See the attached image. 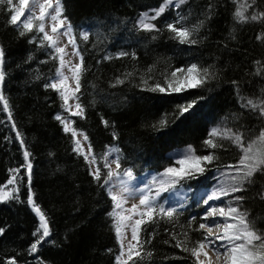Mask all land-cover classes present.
<instances>
[{"label":"rangeland","instance_id":"rangeland-1","mask_svg":"<svg viewBox=\"0 0 264 264\" xmlns=\"http://www.w3.org/2000/svg\"><path fill=\"white\" fill-rule=\"evenodd\" d=\"M105 2L107 4H104L103 2L102 3L106 7L111 5V2ZM41 3H45V0H37L36 6L33 7L32 0H29V4L25 8L24 16L20 17L18 23L28 15L29 9H31L34 17H38L40 14L39 5ZM152 3L153 2H151L150 5L145 4L141 8L137 7L134 11H130L129 15L124 14L126 12L121 10L114 11V8L103 11L97 7H90L88 8V11H78L77 9L73 11L71 6L68 4L63 6V16L67 17L66 23L71 26L72 37L76 41V46L79 50L80 56L83 57V71L81 72V81L84 86L85 97L83 99L86 105V112L83 110V117L72 114L77 111L75 104L78 102L76 101L75 95H71L72 90L76 88V81L73 78V72L70 71V68L73 65L80 63V57L72 55L73 47L72 45L68 44V37L60 35L58 40V45L60 47L67 45L66 52L68 55H66L64 59L71 62L62 69L64 75L68 77V80L65 82L69 92L68 110H66L64 107H62L63 100L61 99L60 92L50 87H46V85L58 79L57 69L60 68V62L58 58H53L57 57L58 54L53 48L48 47L46 42L43 46H41V37L43 36V33L37 32L35 27L33 31L26 32L24 36H21L20 32L24 29L10 23L11 16L15 14V9L19 7L18 0H13V5L11 7L7 3L0 4V47H2L4 50L3 71L5 73L3 85L0 87V94L3 95L4 100L7 101L8 105L7 109H5L4 100H0V107L2 106L5 111L3 112L0 110V133L4 131L8 142L15 141L14 148L17 151L16 157L14 158L15 162L5 169L4 176L0 181V189H3L5 192H10L14 187L19 189L18 192H14L12 194L13 198L0 200V209H9L10 212L15 215L11 209L14 204L18 205H15L14 207L25 208L28 218L33 222L29 245L27 247L29 256L43 254L45 251L44 249L46 246H48V244H51L53 247L56 244V240L54 243V238L52 236L54 233L52 223L55 222V217L53 216L52 212L49 211V208H47L48 206L51 207V203L49 201H45V205L42 200L43 198H41L39 195L38 190V177L40 176V178H44L43 173L46 171H44L42 168H39L41 166L38 167L37 165L39 161L37 154L39 153L37 151V147H35L34 140L29 137L27 132V130L29 131L28 126L31 125L33 126L32 128H34V125L25 123L26 119L25 116H23L25 109L29 106L32 108V106L35 105L37 101L45 103V106L50 109L49 122L51 121V123L57 128L59 138L65 142L69 158H71L73 163H79L82 170V176L86 180L90 181L93 187H96V192L98 194L97 196H99L100 199H96V215L100 219H103V222H105L106 225L108 224L109 216L112 219L111 224L109 225L113 242L110 247L111 264H117L116 257L121 254V244L120 238L117 237L116 233V216L110 214L115 212L122 216H132V219L130 221H125V226L122 227L121 238L124 242L125 252L123 259L127 260V248L129 242H131L132 245H137V241L132 240V229L129 225L134 224L135 220L141 219L138 214L129 213L128 209H130L132 205H139L142 195L149 197V199L152 201L153 207H155L157 210L156 215L153 219H149L147 216L143 217V222L138 226L137 237L140 246L134 248L133 251H139L141 256L140 258H136L134 256L133 259L136 260V262L143 260V264H150V261L153 259L148 255V250L143 245V242L146 235H150L152 232L155 234L157 231H160L158 229L162 224L159 223H163L165 217H161L159 214V208L163 207L165 209H181L190 193V190H192L194 186L190 187L189 189H184L183 187H189L190 185L200 186L208 183L209 181L212 182L209 184V187L205 189H197L195 192L197 202H195L193 205V211L198 208V203L202 205L200 221L202 223L209 224L208 221L211 218L205 220L204 217L211 207H224L225 209L230 206L238 207L241 212H247L248 221L260 235L264 236V209H261V206H264V199L261 198L264 196V171H258L254 173V175L250 178L251 183L245 181L243 191L230 193L228 195L221 194L220 199L209 201L207 205L203 202L213 192L219 193L222 188H228L235 182L233 177H236L237 173L233 166L238 165L239 159L242 155L240 149L229 139L216 137V142L222 145V147L213 149L206 146L204 142L209 138L210 131L213 128H220L222 130L231 129L232 132L241 134L244 144L247 145V143L250 141L255 140L259 136L260 132L264 130V116L260 114L259 109H254L257 115L254 117V119H249L251 124L248 128H244L242 122L240 121L239 124V121L237 122L235 118L230 120L229 118L222 116H214L210 119L204 118L205 123H199L196 121V124L199 126L203 125V128L195 140H188L186 134L188 132L189 125L192 123L189 115L192 113L195 107L199 105L200 102H202L203 96L207 94V90L204 89V83L196 88H186V90L180 93L151 90L155 89L157 86L167 89L171 73L177 69L186 70L193 64L197 65L200 69H206L204 64H201L199 61H195L192 57L187 58V60L184 59L183 61L178 60L177 63L181 64L178 65L176 63L174 66L168 67L167 70H164L159 75L160 79L158 80H154L155 78H150V80L143 81V78H138V80L135 78L132 81L135 82V87H133V89H136L137 91L150 92L156 96V99L161 100V102L158 101V108L161 109V112L159 113L160 115L155 118V124L153 125V128H151L152 132H157L159 130L162 132L160 136H155V142H151L150 139L143 141L139 140L138 142L135 141L131 143L126 141L127 134L125 136L124 133L120 132L119 126L116 123L112 122L111 120L109 121L104 119V115H99L97 112V110L100 109L101 101L103 100L101 98L102 96L105 97L109 94H115L116 89L120 87L131 88V85L128 84L127 81H124L122 75H114L111 79H105L103 84L98 85L95 83L96 81H94L96 69L99 67L105 69L110 66V64L114 65L117 61L126 58H137L136 54L141 49V44H139V42L142 39L141 37L145 35L143 32H148L141 30L138 25V20L144 16V14H148L149 16L154 15L155 11L159 10V8L166 3V0H157L154 4ZM176 3L177 0H173V3L166 8L165 12L162 13V15L156 20L152 21V23H154L156 27L160 29V31H152V33L161 34L165 38H168L169 41L180 43L177 39L173 38L174 34L167 29L166 25L168 23H175L178 19L183 17L177 27L183 26L189 29H195V26H198V21H196L198 16H186L185 4L180 5L177 8ZM228 3L231 4V7L235 13L237 11H241L244 16H248V8L256 5V0H235L234 2L232 1ZM52 4L53 7L51 9H47L50 15L55 14L56 0H52ZM141 4L142 2H137V5ZM111 7H113V4ZM234 19L237 20L236 16H234ZM262 22L264 23V18H262V21H259V23ZM39 23L40 21L38 19H34V25L38 26ZM52 23L53 22L50 20V18L46 16L44 20L45 31H47L49 34H52ZM65 30L66 29L62 28L60 29V32ZM83 34L88 35V40H83ZM130 35H134L136 39L129 38L128 36ZM191 38L197 41L195 30L193 31ZM9 40H13V42L16 44L18 43L17 47H22L24 56H29L31 58L29 64L27 65V69L31 65L34 67L36 72H38V76L35 80L38 90L36 88H25L23 83L24 81H19L17 79L16 76H19L20 72L15 70L13 64L14 59L17 57L9 51V48L11 47ZM123 44L133 45V50L127 46H124ZM180 44L184 46L187 45L188 47H193L196 45V43ZM138 46L140 49H138ZM120 53H127V55L121 56ZM177 75H180V73L178 72ZM118 81H122V83H118ZM196 89H200L199 96H186L185 100L182 98L178 102H173L174 98L166 100L165 98L167 97L164 96L166 94H182L186 91ZM61 90L64 89L62 88ZM40 91L42 94H39ZM92 92L94 95L91 94ZM21 94L27 96V99L23 100L25 97L21 96ZM95 96H97V98H99L101 101H99V99L97 100ZM241 96L245 98L246 101L251 100L258 105L264 103V93L256 94L254 97L253 95L249 94ZM179 98L180 97H177L176 99ZM34 100H36V102H34ZM193 101L196 103L192 110L181 116L179 111L180 106L187 105ZM102 102L104 103V101ZM127 104L129 105L130 102H127ZM239 109L242 111L240 114L241 116L243 112H247L250 115L252 113L255 114L253 109H251L252 111H248L246 108H244V106H241ZM199 111L200 110L198 107V109L194 111L193 115L197 116ZM57 115H60L62 119H66L67 121L71 122L70 127L77 132L75 137H73L71 131H64V125L55 118ZM74 116H79V118H82L81 122L77 126L73 124ZM92 119H94V121H92ZM162 119L166 120L167 122L163 129L159 127V122ZM104 121H107V126L105 125ZM186 125H188V128ZM81 133L83 135H81ZM83 136H88L90 141L88 138L85 141ZM11 137H13V139ZM145 138L147 137L144 136V139ZM100 139L102 140L101 142ZM129 139H131V137H129ZM77 140L81 142V148L84 153L83 155L74 150L77 147ZM8 142L6 141L7 144ZM156 144L158 146H156ZM10 145L8 144V146ZM89 146L91 147L90 154L88 151ZM189 146L194 149L195 156L214 155L215 159L211 163L202 162L201 166L204 168L202 173L195 171L194 175L186 176L183 179H179L175 184H172L170 183L171 177L165 175V171L169 167H181L177 161L183 159L184 155L189 154ZM25 151L29 152L30 154L27 160L24 157ZM85 155L89 156L88 160H85ZM93 157L95 158V162L90 164L89 161L92 160ZM222 158L223 160H221ZM116 160L119 162V169H117V165L114 162ZM61 161L63 164L65 163L64 158H62ZM28 163H31L32 165L30 182L32 198L35 204L40 208L47 218L52 240L50 242V236L47 237L45 242L38 246V251L34 253H30V245L37 239V237L33 236V233L39 227L40 218L27 203L29 196V182L26 165ZM105 165H108L109 167H106ZM182 167L189 169L191 168V163H186ZM97 168L100 169L101 173V178L99 181L95 180L93 175L90 174ZM207 168H213V174H208L206 172ZM16 169H19L17 174L19 179L15 185H9L7 181L11 179L13 175L12 170ZM109 170L118 174L114 175L112 179L107 184H105L104 181L107 178L106 174ZM129 170L132 173H135V175L131 178L125 175V172ZM81 183L83 184L82 180ZM81 186H83V190L87 191V189L84 187L87 186V184ZM125 187L128 189L127 192L123 191ZM110 193L122 194L126 198L127 202L123 203L121 208H116L115 202L111 199ZM254 193L257 195L255 199L252 198ZM238 196L243 197V199L239 201L235 200V197ZM253 200L255 202L257 201L256 206L253 207V209L258 208L256 211H252V208H248V203ZM261 203L263 204L261 205ZM141 210H143V206H140L137 211L139 212ZM183 215H185L184 210L179 215V217H182ZM222 219L223 218H221V221ZM163 228L164 225L162 226V229ZM166 229L171 231L173 230V226L170 224L166 227ZM217 231L221 230L213 227V232ZM200 232L203 239L206 229L200 230ZM169 233L172 234L173 232L171 231ZM203 251L208 252L207 247ZM223 251L224 250L221 249V252ZM164 257H160L159 261L163 260ZM207 258L208 256H200V259L204 262L207 261ZM40 264L45 263L43 260H41ZM128 264H131V261H129ZM218 264H224L223 257H221L220 263Z\"/></svg>","mask_w":264,"mask_h":264},{"label":"trees","instance_id":"trees-1","mask_svg":"<svg viewBox=\"0 0 264 264\" xmlns=\"http://www.w3.org/2000/svg\"><path fill=\"white\" fill-rule=\"evenodd\" d=\"M105 1L111 2V5L106 7ZM139 1L142 2L141 5H137ZM156 1L61 0V3L63 6L68 4L73 11L76 9L88 11L90 7H97L103 11L114 8V11L121 10L126 12L124 14L129 15L130 11H134L137 7L141 8L145 4L150 5L151 2L154 4ZM232 1L235 0H186L185 15L198 16L196 18L198 26H195L197 39L195 46H184L178 42L169 41L161 34L143 32L145 35L141 37L140 42L138 41L141 44V49L138 46L140 50L136 54V59L126 58L117 61L114 65L110 64L105 69L100 67V69H96L94 81L98 85L103 84L105 79H111L114 75H122L124 81L131 85V88L120 87L116 89L115 94L102 96L104 103L95 96L97 100L101 101L100 109L97 110L98 114H103L104 119L116 123L120 132L125 136L127 134L126 141L131 143L150 139L151 142H155V136L162 134L161 130L157 132L151 130L155 124V118L160 115L161 109L158 108V101L161 102V100L156 99V96L150 92L133 89L135 82L132 81L135 78L137 80L143 78V81L150 80V78L158 80L160 79L159 75L168 67L174 66L178 60L183 61L191 57L204 64L208 70V76L204 82L207 94L189 115L192 123L189 128L186 125L188 140H195L198 137L203 125H197L196 121L205 123L204 118L210 119L214 116H222L230 120L235 118L239 124L240 121L242 122L244 128L249 127L251 124L249 119H254L257 113L251 106L246 107L247 101L241 95L249 94L254 97L256 94L264 93V23H259L264 17L257 20L251 19L253 15L264 13V0H256V5L248 8L249 15L246 16L248 19L243 22L234 19L235 12L231 4L228 3ZM112 4L113 7H111ZM258 36L261 39H258ZM128 37L136 39L134 35ZM9 42L11 45L9 51L17 57L13 61L15 70L20 72V75L16 76L17 79L24 81L25 88L38 90L35 83L38 72L31 65L27 69L31 58L24 56L22 47H17L18 43L16 44L13 40H9ZM123 45L133 50V45ZM234 81L235 83H233ZM199 90L164 96L167 97L166 100L174 98L173 102H178L182 98L185 100L186 96H199ZM39 94L42 92L40 91ZM91 94L94 95L93 92ZM24 97L23 100H26L27 96ZM76 97H78L76 101L86 112L81 73L79 75V91L75 93ZM177 97L180 98L176 99ZM127 102L130 104L128 105ZM45 105V103L37 101L32 108L29 106L25 109L23 116L26 119L25 123L34 125V128L31 125L28 126L29 131L27 130V132L29 137L34 140L39 153L37 154L39 158L37 165L46 171L43 173L44 178L38 177V190L45 205V201L51 203V207L47 205V208L55 217V222L52 223L54 229L52 236L54 243L56 240V244L54 247L48 244L43 254L29 256L27 247L32 231V220L28 218L24 207H14L18 206L17 204L11 207L15 215L9 209L2 208L0 209V228L4 229V232L0 235V264H9L13 258L15 264H40L41 260L45 264H111L110 247L113 242L109 225L112 219L109 216L106 225L103 219L96 215V199H99L97 189L82 176L79 163L75 164L69 158L65 142L59 138L57 128L51 121L49 122L50 109ZM241 106H244L248 111L253 109L255 114L250 115L243 112L241 116L242 111L239 109ZM198 107L199 114L194 116L193 113ZM0 110L5 112L2 106ZM81 119L79 116H74L73 124L77 126ZM144 136L147 138L144 139ZM6 137L4 131L0 133V181L4 176L5 169L15 162L14 158L17 153L14 148L15 141L8 142ZM11 138L13 139V137ZM87 138L90 141L88 136ZM6 141L11 145L8 146ZM156 146L158 145L156 144ZM62 158L65 160L64 164L61 161ZM206 172L213 174L214 169L207 168ZM134 175L133 172L132 176ZM211 183L209 181L200 186H184V189L194 187L190 190L183 207L176 209L177 213L171 220L165 217L163 223H159L162 224L158 229L160 231L146 235L143 245L148 250L150 258L153 259L150 264H196V259L190 252L183 251L182 247L176 245L177 242H181L184 247L192 248L196 246L197 241L202 240L201 232L196 230L202 223L200 221L202 205L198 203V208L193 211V205L197 202L195 192L197 189L209 187ZM84 184H87L84 186L87 191L83 190V186H81ZM256 196L254 193L252 198L255 199ZM250 202L248 208H252V211L258 210V208L253 209L257 201ZM261 209H264L263 205ZM183 210L185 215L179 217ZM170 224L173 226L172 234L169 233L170 230L166 229ZM160 257H164V259L159 261ZM136 264H143V260L137 261Z\"/></svg>","mask_w":264,"mask_h":264},{"label":"snow or ice","instance_id":"snow-or-ice-1","mask_svg":"<svg viewBox=\"0 0 264 264\" xmlns=\"http://www.w3.org/2000/svg\"><path fill=\"white\" fill-rule=\"evenodd\" d=\"M19 7L15 9V14H13L10 18V23L12 25H16L18 27H22L24 30L20 32L21 36H24L26 32L33 31L34 27L37 32L43 33V36L41 37V46L44 45L46 42L48 47L53 48L54 51L58 54L57 57H53L54 59L58 58L60 62V68L57 69V77L58 79L54 82L46 85V87H50L54 90H57L60 92L61 99L63 100V105L66 110H68V99H69V92L67 90L65 82L68 80V77L64 75L62 69L69 65L71 62L66 61L64 57L68 55L66 52V47H60L58 45V40L60 35L68 37V44L72 45L73 47V56L80 57V63L73 65L70 68V71L73 72V78L76 81V88L72 90L71 95H75V92L79 91V75L83 71V57L80 56L79 50L76 46V41L72 37V29L71 26L66 23L67 17L63 16V5L61 3V0H56L55 4V14H49L47 9H51L53 7L52 0H45V3H41L39 5L40 14L38 17H34L31 9L28 11V15L24 17L22 21H19L21 16H24L25 8L29 4V0H18ZM7 3L10 7L13 5V0H0V4ZM37 3V0H32V6L35 7ZM173 3V0H166V3L159 8V10L155 11V14L152 16H149L148 14H144L139 20L138 25L143 31H160L156 27L152 21L156 20L158 17L162 15V13L165 12L166 8ZM186 3V0H177L176 7L178 8L180 5H183ZM49 17L50 20L53 22L51 25V33L49 34L47 31H45V24L44 20L45 18ZM235 16L240 21H246L248 17L244 16V14L241 11H237L235 13ZM261 17H264V13H261L259 15H253L251 16L252 20L260 19ZM34 19H38L40 23L37 25H34ZM183 19L181 17L178 19L175 23H168L166 25L167 29L173 33V38L177 39L180 43H189L194 44L196 43L195 40H193L191 37L193 35V31L195 29H189L187 27H177V25L180 24V21ZM66 29L63 32H60V29ZM83 40H88V35L83 34L82 36ZM258 39H261V37H257ZM32 42V41H30ZM121 56L127 55V53H120ZM259 63V62H257ZM3 64H4V50L2 47H0V87L3 85L4 81V71H3ZM180 73V75H177V73ZM208 76V70L207 69H200L197 65L193 64L189 66L186 70L184 69H177L176 71H173L171 73V77L168 81V88L165 89L163 87L157 86L155 89H151L152 91H170L175 93H180L184 90L190 89V88H196L202 85ZM187 77V78H185ZM118 83H122V81H118ZM235 83V81L233 82ZM64 90H61V89ZM78 100V97H76ZM0 100H4V97L2 94H0ZM195 101L192 103H189L187 105L180 106V115L183 116L185 113H188L192 110V108L195 106ZM246 106H251L253 109H259V112L262 116H264V103L258 105L254 103L253 101L249 100L247 101ZM7 101L4 100V108L7 109ZM75 108L77 109L76 112L72 113L73 115H79L83 117V108L79 103L75 104ZM57 120H59L64 125V131L68 132L71 131L73 137L77 135L76 130L72 129L70 127L71 122L67 121L66 119H62L60 115H57L55 117ZM105 125L107 126V121H104ZM166 120H161L159 122V127L163 129L166 126ZM19 135V134H18ZM81 135H83L81 133ZM216 137H221L223 139H229L233 144H235L241 151L242 155L239 159L238 165L233 166L235 168V171L237 173L236 177H233V180L235 181L230 187L228 188H222L219 193L213 192L211 195L207 197L203 202L204 204H208L209 201L212 200H218L220 199V195H228L230 193L234 192H240L244 190V182L247 181L248 183H251V177L254 175V173L258 171H264V130H262L259 134V136L253 140L247 143V145L243 142V137L239 133L232 132L231 129H220V128H213L209 133V138L205 140V145L208 147H211L213 149L217 147H222L219 143L216 142ZM83 139L86 141L87 136H83ZM22 143V141H21ZM76 149L75 151L79 152L80 154H84L83 150L81 148V142L79 140L76 141ZM89 154L91 153V147L89 146ZM29 152H24V157L27 160L29 157ZM85 160L89 159L88 155H85ZM215 159L214 155H205V156H195L194 155V149H192L191 146H189V154L184 155L183 159H180L177 161L179 165H181L180 168L175 167H169L165 171V175H168L171 177L170 183L175 184L179 179H183L186 176H192L194 175L195 171L203 172L204 168L201 166L202 162H208L211 163ZM95 158L93 157L92 160L89 161V163H94ZM117 165V169H119L120 165L118 160L114 161ZM186 163H191V168L185 169L182 166ZM106 167H109L108 165H105ZM31 163H28L26 165L27 172H28V186H29V196L27 203L32 207L33 211L36 212V214L40 218L39 227L36 229V231L33 233V236L37 237V239L30 245V253H34L38 251V246L42 245L45 242V239L50 236V229L48 227V221L44 213L40 210V208L35 204L32 194L30 191V182H31ZM13 175L11 179L7 181L9 185H15L18 177L19 169L12 170ZM90 174L93 175V178L97 181L101 178L100 169L97 168L95 171L91 172ZM118 173L113 172L109 170L107 172V178L105 179L104 183L107 184L114 175H117ZM125 175L129 178L132 177V172L129 170L125 172ZM18 188H13L10 192H5L3 189H0V200H6L13 198V193L18 192ZM124 192H127L128 189L125 187L123 189ZM131 194V193H129ZM111 199L115 202L116 208H121L123 203H126L127 200L122 194L117 193H110ZM18 198V197H16ZM264 199V196L261 197ZM243 197H235V200L239 201L242 200ZM140 206H143V210L137 211ZM156 208L153 207L152 201L149 199L148 196L142 195L139 201V205H132L130 209H128L129 213L132 214H138L141 219L135 220L134 224L129 225L132 229V240L137 241V245H132L131 242H129L128 248H127V260H124L123 257L125 255L124 252V242L122 237V227L125 226V221H130L132 219V216H122L119 213H112L110 215L116 216L117 223H116V233L117 237L120 238V244H121V254L116 257L117 264H128L129 261L132 262V264H136V260L133 259L135 256L136 258H140L141 254L139 251H133L134 248L139 247V240L137 237V229L138 226L143 222V217L147 216L149 219H153L156 215ZM177 213V210L175 208H168L165 209L163 207L159 208V214L161 217H166L169 220H171ZM219 216L222 219V221H218L215 218ZM247 212H241L238 207H228L225 209L224 207H211L204 217L205 220H208L209 218H213V222L211 225L206 223H201L196 229L197 231L205 230L203 239L197 241V244L195 247L187 248L184 247L181 242H177V247H182L183 251H188L191 253V255L196 259V264H204V261L200 259L201 255H204L205 257L208 256L207 251H203L206 247L211 249L212 253L216 256L217 261L219 262L221 257L224 259V264H264V236L260 235L252 226V224L247 219ZM213 227H216L217 229L222 231L213 232ZM4 232V229L0 228V235H2ZM219 241V243H217ZM221 249L224 251L221 252ZM9 264H15L14 258L9 261Z\"/></svg>","mask_w":264,"mask_h":264},{"label":"bare ground","instance_id":"bare-ground-1","mask_svg":"<svg viewBox=\"0 0 264 264\" xmlns=\"http://www.w3.org/2000/svg\"><path fill=\"white\" fill-rule=\"evenodd\" d=\"M215 219L218 220V221H221V217H219V216H217ZM212 222H213V218H211V219L208 221L209 224H212ZM214 233H215V232H214ZM217 243H218V242H217ZM207 249H208V258H207V261L204 262V264H218V263H220V261H219V262L217 261V258H216V256L212 253L211 249H209V248H207Z\"/></svg>","mask_w":264,"mask_h":264}]
</instances>
